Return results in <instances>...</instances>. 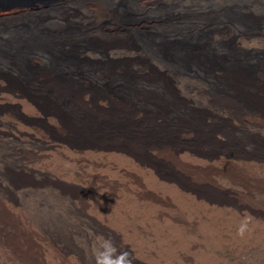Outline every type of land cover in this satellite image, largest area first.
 Wrapping results in <instances>:
<instances>
[{
  "label": "bare ground",
  "instance_id": "6f19581e",
  "mask_svg": "<svg viewBox=\"0 0 264 264\" xmlns=\"http://www.w3.org/2000/svg\"><path fill=\"white\" fill-rule=\"evenodd\" d=\"M70 1L80 5L85 2L95 5L93 29L107 35L109 33L127 39L134 25L143 29L152 27V22L142 12L143 17L140 14L126 16L122 8L123 0L9 2L0 4V12L5 11L0 14V18H12L31 9L26 6H33L36 2H40L33 6L36 12H46L51 8L61 9L62 3ZM130 1L140 6L149 2ZM22 28H15L19 33L8 41H0V82L5 80L8 83L7 87L0 83V264H95V253L101 236L111 238L119 249L130 252L127 240H131V243L135 241L149 258L150 264H216L213 257H208L206 253L197 254L191 240L185 236V231L175 225L164 210L155 209L152 205L179 204L185 209L183 211L188 212L191 204H202L196 199L202 195L197 187L201 183L199 181L211 182L213 177L210 179V175L220 171L213 163L215 155L204 154L205 151L201 153L196 148L193 150L184 140H173L181 132L191 131L196 139L205 135L209 142L218 141L206 124L201 125L205 126L201 127L205 132L199 129V119L196 118L199 123L191 122V125L187 122L191 120L185 124L182 122L178 103L183 105L189 102L187 97L185 99L181 95L185 88L181 90L178 87V90L173 84V80L179 78L178 68L172 69L170 60L160 55L153 59L156 67L150 63L151 67L147 58H140L141 49L132 42L107 44V47L103 44L97 48L84 46L80 48L81 51L77 50L81 61L89 60L92 56L116 59L119 64L109 73L98 67L73 68L74 60L69 50L74 47L78 49L80 45L70 41L68 36L75 31L59 30L56 34V28L44 25L38 29H29L21 37L24 32ZM262 30L263 33L242 31L240 39L236 33L233 36L238 40L236 42L239 47L255 52L260 47L264 50ZM135 55L138 56L133 57ZM36 60L42 64L35 63ZM123 61H129L132 66H125L126 62ZM79 65L82 64L79 62ZM41 72L43 75L39 76ZM63 72L73 73L65 80L66 74ZM258 72V76L254 75V84L264 88V74ZM10 73L16 79H8ZM219 73L226 74L222 69ZM231 79L240 83L235 88L237 92L240 87L247 89L249 86L245 84L253 80L243 83L239 74L231 76ZM13 81L19 85L15 82L14 86ZM248 84L251 87L253 81ZM250 89V97L257 92L258 95L253 96L264 102V90L254 89L253 92ZM238 94L234 97H238ZM227 95L230 94L223 96ZM237 99L240 102L241 98ZM246 99L250 102L253 100ZM205 101L203 104L207 103ZM244 109L241 112L244 117L237 113L241 115L242 121L255 126L257 130L260 128L264 135V104H258V108L256 105H245ZM209 112L203 116L206 123L213 119ZM162 155L170 156L171 159L180 155L186 162H177L178 159H175L174 163L178 165L174 167L163 161L160 158ZM169 167L173 169L171 174L168 173ZM196 208H193L194 211ZM141 222L153 226L156 234L154 238L138 234L137 227ZM189 223L194 224L192 221ZM209 223L202 226L208 242L218 227ZM140 260L135 258V264H145Z\"/></svg>",
  "mask_w": 264,
  "mask_h": 264
},
{
  "label": "rangeland",
  "instance_id": "374dc122",
  "mask_svg": "<svg viewBox=\"0 0 264 264\" xmlns=\"http://www.w3.org/2000/svg\"><path fill=\"white\" fill-rule=\"evenodd\" d=\"M33 1L35 0H0V4L9 2L30 3ZM123 1L122 8L123 13L126 16L131 17L130 15L136 16V14H140L141 17L142 12L144 17L150 19V21L152 22V27L143 29L140 28L139 25H134V27L129 30L130 32L127 39L119 38L112 34L110 35L108 33L107 35V33L93 29L95 22V5L92 6L91 4H88V2H85L84 5H80L76 1H70L62 3L60 5L61 9H59V7L54 9L51 8L52 10L50 9L49 11H46V13L39 11L36 12L33 6L36 4H40V2H36L33 4V6L25 5L26 7H32L31 9L20 8L27 10L24 11L25 13L20 12L17 15H14L15 18L14 16H12V18L7 16H3L4 18H0V41H8L12 36L18 34L19 32L15 31V28H18L20 26H23L22 29L24 30V32L21 33V37L25 36L26 32H28L29 29H38L44 25H47V27H51V29L56 28V34H58V32L60 31L65 30L75 31V33L68 36V39L70 41H73L76 44L80 45L78 49H75L74 47L72 50H69V54L74 60L73 68L77 66H84L82 68L95 69L98 67L107 70L108 73L109 71H112L114 69V66H117L119 64L116 59L110 56L107 57V59L92 56L89 58V60L81 61L82 59H80V57L78 56L77 50L81 51L80 48L83 49L85 47H102L103 44L104 47H107L108 45H115L117 43L122 44L123 42H132L136 43V45H138L137 47L141 49L142 52L140 51L139 53L140 58H147L146 60L149 64H153V62H155L153 59H155V56L158 55L166 59L168 58L170 60L171 68H174V70L178 68L177 71L180 72L178 73L179 78L174 79L173 84L178 90L179 88H185V95H183L184 93H181V95L182 98L184 97L186 99L187 97L186 100H188L189 102L187 103V101L184 99V102H186L183 103V105L181 102H179L180 104L178 103L177 108H179L180 111L178 109L177 110L180 112L179 116L181 117V120L183 119L182 122L184 124L188 122V125H191V122L199 123L197 121L200 120L202 124L199 123V129L205 128V126L201 125L206 124L207 127L211 129L210 133H213L214 137L218 141L209 142L205 135L200 139H196L191 131L181 132L180 134L176 135L174 139H171H173L175 142H179L180 139L184 140L189 143V147H192L193 150H195L196 148V150H200L201 153L205 151L206 153L204 152V154L215 155L213 163L220 169V171L216 174H212V176L210 175V179L213 177L211 182L203 180L199 181L201 183L198 184L197 187L200 191H202V195H200L199 198L196 196V199L198 200L197 202H200L202 204H191V206H193H190V209L192 211L189 208L188 212L183 211L185 209L181 208V205L178 206L179 204H155V206L154 204L152 205L155 209L164 210V213L171 217L173 223L177 226H180L185 231V236L191 240L193 248L194 250L196 249L195 252H197V254L206 253L208 257H213V262H216V264H225V262L226 264H264V135L260 128H258L257 130L255 126L247 124V122L242 121V118L240 117L245 105H256V108H258V104H264L263 101L261 102L253 96L257 94V92L253 93L254 89L264 90L263 87H260V84H254V79L256 78V76L254 77V75H257L256 72L259 71L258 73L264 74V50H261L262 47H260L259 51L257 50L255 52H248L242 47L238 46V40L233 36L237 34L236 36L239 37L238 39H240V36H242V31H259V33H263L262 29H264V0H148L149 2L147 3V5H143L144 7L140 6L139 4L134 5V3H132L130 0ZM83 9L85 10L83 11ZM3 12H0V14H2ZM61 17H63L64 19ZM43 22H45V24H42ZM78 27L80 28L79 30H77ZM220 28H223L221 32ZM219 33L222 34L219 35ZM102 35L104 36V38ZM106 37H109V39ZM262 37H264V35ZM102 39H105L106 41H103ZM262 39L264 40V38ZM84 40L86 42H84ZM27 41L29 40L27 39ZM177 48L179 49V51ZM74 52L77 55H75ZM136 56L138 55H135L133 57ZM75 61H77V63ZM94 61L96 62V64ZM79 62L82 65H79ZM123 62H126L125 66H132L129 61ZM35 63L42 64V62L39 60H36ZM121 63L120 65H122ZM216 69H218L219 71L220 69H222V71L226 72V74H220L219 71H216ZM234 71L236 73H234ZM63 73L66 74V76L64 75L65 80H68L70 74H72L73 72ZM248 73L251 76H249ZM10 74L8 75V77L10 76L11 78L9 77L8 79L14 78L15 75ZM59 74H62V72ZM238 74L242 76L243 83L245 81L251 80L252 78L253 80L245 84L249 86L247 89H243L242 87H240L238 88L239 91L237 92L236 89L240 85V83L238 81L236 82V79H233L232 81L231 76H238ZM40 75H43V72H41L39 76ZM188 79L192 82H189ZM9 81L12 82V80ZM252 81L253 84L250 87L248 83ZM15 82L16 81H13L14 86L16 85V83L17 85H19L18 82ZM0 83L3 84V86H8V83L5 80H2ZM184 84L186 85L182 86ZM189 84L191 85L187 87V85ZM203 85L207 86L208 89ZM201 87H204L205 89ZM248 89L253 91V95L251 97V94L248 93ZM193 90H195V92ZM99 91H102V89H100ZM225 91L227 92L224 93ZM235 91L237 94L239 93L237 95L238 97H234L236 96ZM244 91L247 93H245ZM211 92L213 93L211 94ZM220 92H222L223 94ZM226 94H230L227 95L230 101L227 96H225L227 99L223 96ZM231 95L233 96V98H231ZM217 96L221 97L219 98ZM205 97L206 101L204 100ZM237 98H241L242 100L240 99L239 102ZM246 98H251L253 100H251L250 102V100H247ZM189 99H192L195 103L192 104L193 101ZM255 99L257 100L256 102H254ZM204 101L207 103L203 104ZM196 102H198L199 104ZM238 102L241 103V107ZM200 103L201 105L206 107L204 108L200 105ZM214 103H216L215 106ZM218 104H220V106ZM196 106L198 109L196 108ZM218 111L220 113H218ZM181 112L184 115L181 114ZM207 112H209L213 116V119L211 121H207L208 124L205 121L206 119L203 118L204 115L207 116ZM214 114L216 116H214ZM237 116L239 118H237ZM242 117H244V115H242ZM196 118L199 120H197ZM240 118L243 123L240 121ZM253 127L255 128V131ZM202 130V132L206 131L204 129ZM202 143H204L205 146ZM180 157L181 156L179 155V157L177 156V158L171 159L170 156L164 157V155H162L160 158H162L163 161L169 163V165L177 167L175 165H178V163H174L176 162L174 161L175 159H178L177 162H186L185 159ZM191 157L193 158V156ZM169 169L170 170L167 171L171 174L173 169H171L170 167ZM193 208H196L195 211L198 215L195 213ZM190 213H192V216L189 215ZM185 216L188 217L189 220H187ZM245 219L248 220V228L244 236L241 237L238 235V229ZM189 221L194 222V224L191 225ZM203 222L205 223V225L209 222V224L218 225V227L215 228L217 229L216 233L212 237L214 240L211 238V241H213V243L211 241L208 242L207 240V236L202 229V226L204 224ZM142 223L143 222H141V225L139 224V226L137 227L138 234L141 233L142 236L139 234L141 237L154 238L155 231L153 230V226L146 222H144L145 224ZM151 235H153V237ZM204 238H206V241H204ZM132 243L131 240H127V246H129L131 253L137 254L133 255L134 258H136L137 260L141 259L140 261L142 263L150 264L151 262L150 260H148L149 258L146 257L143 250L141 251V248L138 247L139 245L135 241H132ZM208 243L212 245H209ZM182 264L186 263L183 262ZM194 264H196V262Z\"/></svg>",
  "mask_w": 264,
  "mask_h": 264
},
{
  "label": "clouds",
  "instance_id": "9594fccd",
  "mask_svg": "<svg viewBox=\"0 0 264 264\" xmlns=\"http://www.w3.org/2000/svg\"><path fill=\"white\" fill-rule=\"evenodd\" d=\"M247 228L248 220L245 219L238 229V235L243 237ZM95 264H135V258L127 249H119L111 238L101 236L95 253Z\"/></svg>",
  "mask_w": 264,
  "mask_h": 264
}]
</instances>
